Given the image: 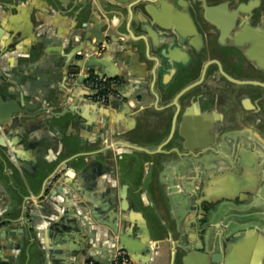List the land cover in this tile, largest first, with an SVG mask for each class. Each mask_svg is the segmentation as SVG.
<instances>
[{"label":"crops","instance_id":"0c3cea01","mask_svg":"<svg viewBox=\"0 0 264 264\" xmlns=\"http://www.w3.org/2000/svg\"><path fill=\"white\" fill-rule=\"evenodd\" d=\"M69 1L0 0V114L5 104L44 109L40 117H20L24 125L0 128V264H111L119 241L112 226L137 248L135 264H185L190 253L224 250V238L237 230L255 226L264 232V137L253 138L234 156L203 158L204 168L189 167L187 159L166 169L155 164L153 152L164 144L149 137L157 93V77L150 72L155 60L167 58L158 51L146 53L133 41L142 35L131 27L135 19L162 42L157 30L185 26L184 14L192 8L228 3L76 0L72 10ZM80 1L94 3L92 19L79 18ZM143 7L150 10L147 15ZM106 9L117 12L111 18L122 27L124 42H105L98 55L105 70L121 79L128 100L108 106L87 99L83 84L68 77L67 68L96 42L81 34L108 21ZM64 111L75 117L58 127L52 115ZM45 120L51 123L44 125ZM17 133L25 134L24 142L14 140ZM98 161L102 165L93 171L100 173L87 174L91 183H83L87 165ZM59 170L78 186L70 198L49 196L55 190L48 184ZM228 191H235L230 199ZM122 208L132 225L122 218ZM64 233L69 236L62 241ZM22 236L26 241L17 249L12 239Z\"/></svg>","mask_w":264,"mask_h":264},{"label":"flooded vegetation","instance_id":"af4514ba","mask_svg":"<svg viewBox=\"0 0 264 264\" xmlns=\"http://www.w3.org/2000/svg\"><path fill=\"white\" fill-rule=\"evenodd\" d=\"M224 2L229 6L192 8L184 14L185 26L156 32L171 52L150 72L157 93L149 137L164 144L153 152L162 169L183 159L191 168H204L203 158L234 156L264 137V0ZM113 79L119 96L106 106L128 101L118 90L119 77Z\"/></svg>","mask_w":264,"mask_h":264},{"label":"water","instance_id":"95a60500","mask_svg":"<svg viewBox=\"0 0 264 264\" xmlns=\"http://www.w3.org/2000/svg\"><path fill=\"white\" fill-rule=\"evenodd\" d=\"M203 2L207 6L206 3H208L207 0H190V5H197V2ZM56 6L66 5V3L63 2H56ZM98 4V2L96 3ZM141 3L135 4L136 7H140ZM67 5H71L72 10L77 6L76 0H71L67 3ZM94 5L93 2L85 4L82 1L79 3V8L76 10L77 15L80 19H92L93 11L92 8ZM99 4H98V7ZM106 14L109 17V20L104 22L101 26L95 27L90 32L85 30L81 34V38L83 40H86L87 42L92 44V37L94 36L96 38V42L92 44V47H88L86 49H83V51L79 52V55H82L80 60H76L74 62H69L67 64L68 68V77L69 75H72V78L74 81L78 83H82L84 81V76H81L83 71L86 70H99L101 74L108 75L111 78H117L118 76L115 74H112L110 71L105 70V60L103 56H99L97 54L98 50L101 48V45L103 43H107L108 45L120 44L121 42H124V39H122V34L120 32V29L122 27L115 25L112 21V15L117 14L115 11H111L110 9H106ZM149 9L143 7L142 12L147 15L149 13ZM84 28H87L86 24H82ZM135 28V30H138V32L142 35L138 38L133 40L135 42V46L139 48L140 50H143L147 53V51L151 50V53L154 51H158V54L164 58L166 57V52L171 54L170 50L168 49L167 45H164L162 42H158L155 39V36H153L151 28L149 26H143L142 21H137L136 19L133 21L132 26ZM127 31L129 29L127 28ZM144 33V34H143ZM151 40V41H150ZM150 41V42H149ZM114 46L110 47L107 46L108 51H116L114 50ZM79 49L75 48L71 54H68L66 57L72 58ZM158 62V60H155ZM107 68V67H106ZM121 82V79H120ZM120 85V84H119ZM118 85V86H119ZM121 87V85H120ZM118 88L120 91L121 88ZM87 98V97H86ZM88 99V98H87ZM15 105L5 104L4 109L2 110V113L0 114V128L5 125H10L11 128H15L19 125H24V122L20 120V117L23 115L28 116H38L40 117V113L44 111V109L36 110V111H26L24 110V107L19 106L18 104L14 103ZM168 107L164 108V110H167ZM47 109H45L46 111ZM58 121L53 122V124H56L59 127V123H64L66 121L72 122L73 118L75 117L74 113L68 114L67 111L60 112L58 114H53ZM38 122L39 121V118ZM42 123V122H41ZM44 125H48L51 123L48 120L44 121ZM14 140L24 142L25 141V134L24 133H17L16 138ZM30 141V140H29ZM133 148V147H130ZM127 153V152H126ZM0 161L3 162L2 154L0 153ZM46 164H43L42 167L45 168ZM102 165V162L98 161L96 164L89 163L87 167L84 170L85 177L87 174L91 173L95 176L98 175L100 172H94V167ZM80 166V165H79ZM79 166H77V169H80ZM88 177H86L85 180H87ZM51 181L48 184V189L50 190L51 187L54 188L55 191L51 190L49 196H61L63 198H70L71 194L70 191H78V186L75 182H73L70 179V176L64 173V170H59L51 179ZM82 181V180H81ZM95 183L96 178H95ZM84 182H90L83 181ZM126 187L123 189V197H127L126 193ZM227 199H230L234 194L235 191H228L224 193ZM260 194L264 198V185L260 189ZM54 201V200H52ZM59 200H55V202H58ZM126 202V201H125ZM52 212L57 211L53 206L51 208ZM123 216L122 218L127 223V225H132V220L125 216L126 213L125 209L122 208ZM29 225V231H31V222L28 220L26 222ZM126 225V226H127ZM114 229L115 234L118 235L119 241L117 242V248H122L127 250L132 257L134 250H137L135 246L130 244L129 241H126L125 237L122 235V233L117 230L114 226H112ZM22 232V231H17ZM6 233L3 232L2 235L4 236ZM69 234L64 233V236H62V241H65ZM12 239V238H11ZM32 239V238H31ZM12 241L15 243V246L17 249H20L23 243L26 241V237L22 236L16 237L15 239H12ZM223 252H216L214 254L211 253H205L202 252L201 254L196 253H190L188 254L185 259V264H212V263H222V264H264V232H262L260 229H258L255 226L247 227L244 229L237 230L233 232L232 234H228L223 240ZM197 256L199 259L198 261H195Z\"/></svg>","mask_w":264,"mask_h":264},{"label":"built area","instance_id":"2783aa9c","mask_svg":"<svg viewBox=\"0 0 264 264\" xmlns=\"http://www.w3.org/2000/svg\"><path fill=\"white\" fill-rule=\"evenodd\" d=\"M101 47L97 54L103 51ZM85 75V86L89 91V99L95 103L106 105L114 97L119 96L116 90V80L108 75L101 74L99 70H86L82 72ZM89 264H96L95 261H90ZM111 264H135L134 258L131 254L122 248H117L112 259Z\"/></svg>","mask_w":264,"mask_h":264}]
</instances>
